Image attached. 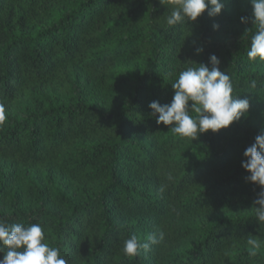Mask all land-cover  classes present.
<instances>
[{
	"label": "trees",
	"instance_id": "1",
	"mask_svg": "<svg viewBox=\"0 0 264 264\" xmlns=\"http://www.w3.org/2000/svg\"><path fill=\"white\" fill-rule=\"evenodd\" d=\"M223 3L169 26L176 0H0V219L39 223L68 264H264L260 187L241 167L264 132V62L247 56L249 0ZM213 54L247 112L195 140L158 125L149 103Z\"/></svg>",
	"mask_w": 264,
	"mask_h": 264
},
{
	"label": "clouds",
	"instance_id": "2",
	"mask_svg": "<svg viewBox=\"0 0 264 264\" xmlns=\"http://www.w3.org/2000/svg\"><path fill=\"white\" fill-rule=\"evenodd\" d=\"M249 2L256 31L251 36L247 56L250 61L259 59L264 62V0ZM176 5L166 18L169 26L186 20L195 21L206 9L210 18L216 17L224 7L223 0H176ZM240 22L247 23L248 18L241 17ZM212 27L217 30L219 25L213 24ZM202 51V48L196 49L197 54ZM219 65L220 60L213 54L209 56L207 65L200 63L198 67H187L181 71L172 83L174 94L171 101L163 105L158 101L150 102L149 115L155 117L158 125H171L173 134L191 140L197 139L199 134L209 130L215 133L238 121L249 109V100L233 97L231 77L221 71ZM250 86L254 88L256 81H251ZM190 111L196 115L193 117ZM4 119V106L0 104V122ZM243 157L241 167L248 173L245 181L260 187L252 206L255 220L257 224H264V132L258 134L254 143L244 150ZM168 178L171 179V176ZM160 190L163 191V188ZM163 240L164 232L159 230L148 234L143 242L136 234H131L124 241L122 251L126 256L135 257L142 251L147 253L152 245ZM43 241L44 231L39 223L25 226L0 219V253L3 254L0 264H68L59 247ZM247 245L250 246V256H255L261 247L255 238H249Z\"/></svg>",
	"mask_w": 264,
	"mask_h": 264
}]
</instances>
